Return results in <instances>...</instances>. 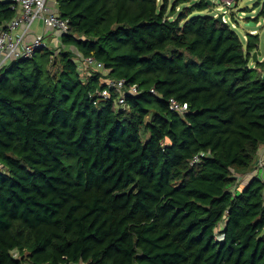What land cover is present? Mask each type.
I'll return each mask as SVG.
<instances>
[{
	"label": "trees",
	"instance_id": "16d2710c",
	"mask_svg": "<svg viewBox=\"0 0 264 264\" xmlns=\"http://www.w3.org/2000/svg\"><path fill=\"white\" fill-rule=\"evenodd\" d=\"M54 1L61 44L0 71V264H264L259 33L214 0Z\"/></svg>",
	"mask_w": 264,
	"mask_h": 264
},
{
	"label": "built area",
	"instance_id": "2783aa9c",
	"mask_svg": "<svg viewBox=\"0 0 264 264\" xmlns=\"http://www.w3.org/2000/svg\"><path fill=\"white\" fill-rule=\"evenodd\" d=\"M5 1L10 2V6L15 11V15L11 20L0 26V71L6 64L18 59L31 58L38 50L49 46L48 41L42 34H36L32 40H27L30 34V27L35 20H41L45 27L57 31L61 35L70 31L69 19L60 15L58 8L52 6V0L51 2L50 0ZM221 2L230 7L235 0H221ZM227 11L224 10L226 13ZM226 13L223 15L225 22L228 21L226 20ZM84 61L88 65L96 64V66L104 68V65L93 57H85ZM109 86L118 87L122 90V97L120 98L122 104H125L126 94L138 93V86L136 84L130 85L127 89L124 80H111ZM152 92L156 93V90L152 89ZM102 94L106 97L109 96V92L106 90ZM170 108L178 113H184L188 109V104L181 103L172 97L170 98ZM260 152L257 160V169L263 167L262 161L264 155Z\"/></svg>",
	"mask_w": 264,
	"mask_h": 264
},
{
	"label": "rangeland",
	"instance_id": "374dc122",
	"mask_svg": "<svg viewBox=\"0 0 264 264\" xmlns=\"http://www.w3.org/2000/svg\"><path fill=\"white\" fill-rule=\"evenodd\" d=\"M236 1V0H235ZM263 2V0H261ZM51 2V0H50ZM259 0H237V3L234 2L230 7L225 5L221 0H214V5L212 8V11L209 9L207 12L209 13H215L216 16L224 12V10H228L226 15V20H229L230 23H232L234 26H236L234 29L239 33L240 36L247 35L248 32L253 33L257 32L260 36V49L264 53V19L260 18L258 24L250 26L254 21L249 20V17L251 18H257L259 15V12L261 10V5H258ZM182 7H179L178 10H181ZM171 14V12H170ZM235 18V19H233ZM225 22V21H224ZM253 31V32H252ZM81 64V62H80ZM261 154L264 155V145L261 149ZM262 168H264V158L262 161ZM260 169H257V167L254 170V174H259ZM263 174V172H262ZM251 175V174H250ZM253 175V174H252ZM250 177H246V179H249ZM247 181V180H246Z\"/></svg>",
	"mask_w": 264,
	"mask_h": 264
},
{
	"label": "crops",
	"instance_id": "0c3cea01",
	"mask_svg": "<svg viewBox=\"0 0 264 264\" xmlns=\"http://www.w3.org/2000/svg\"><path fill=\"white\" fill-rule=\"evenodd\" d=\"M51 4H52V6H56L57 7L56 1L52 0ZM36 34H42V35H44V37L48 41L49 45L57 46V45H60L61 42H62V35L59 32H57V31H54V30H52V29H50L48 27H45L44 24H43V22L41 20H35L33 22V24L30 27V34H29L27 40H32L33 37ZM259 50H261V49H259ZM263 54L264 53L262 52V54H261L262 58H263ZM261 56H259V58ZM254 170L251 171V172H248L244 176H242V178L240 180L241 183L246 184L252 176L256 175V174H254ZM262 172H263V174H262ZM262 175H263V178H264V168H261L260 169L259 176H262ZM246 177H250V178L249 179H246Z\"/></svg>",
	"mask_w": 264,
	"mask_h": 264
},
{
	"label": "water",
	"instance_id": "95a60500",
	"mask_svg": "<svg viewBox=\"0 0 264 264\" xmlns=\"http://www.w3.org/2000/svg\"><path fill=\"white\" fill-rule=\"evenodd\" d=\"M208 2L212 3V0H208ZM210 10L212 11V8H210ZM223 15H224V13L220 12V14L218 16H216L217 20H219L220 22H224ZM255 24L256 23H252L250 26L255 25ZM261 54H262L261 50L254 51V53H253V62H257L259 60V56Z\"/></svg>",
	"mask_w": 264,
	"mask_h": 264
}]
</instances>
